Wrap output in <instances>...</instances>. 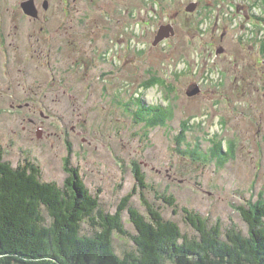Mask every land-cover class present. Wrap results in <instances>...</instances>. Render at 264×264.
Returning <instances> with one entry per match:
<instances>
[{
	"label": "rangeland",
	"instance_id": "rangeland-1",
	"mask_svg": "<svg viewBox=\"0 0 264 264\" xmlns=\"http://www.w3.org/2000/svg\"><path fill=\"white\" fill-rule=\"evenodd\" d=\"M24 1L0 0L6 29L17 25L26 31L21 51L7 43V51L15 52L0 68L3 160L12 167L33 163L42 181L62 187L68 155L111 214L135 188L136 164L150 186L145 198L184 236L198 234L182 208L209 226L219 223L223 237L231 228L246 235L238 208L264 201V1L34 0L39 26L46 22L52 32L63 30L57 33L61 71L42 66L45 58L33 53L28 34L34 25L20 19L29 18L21 11ZM190 7L193 12H187ZM62 18L67 24L61 26ZM167 25L174 35L153 46ZM66 31L72 33L74 64L61 43ZM2 42L0 32L1 60ZM54 79L63 85L56 93L46 87ZM194 89L199 93L188 97ZM138 102L163 107L166 115L171 110L172 117L164 125L137 124ZM217 148L223 152L219 158ZM162 195L174 198L175 213ZM130 205L148 218L139 194ZM123 224L135 236L127 213ZM94 233L82 226V235ZM114 249L123 256L135 246L131 238L115 235Z\"/></svg>",
	"mask_w": 264,
	"mask_h": 264
},
{
	"label": "trees",
	"instance_id": "trees-1",
	"mask_svg": "<svg viewBox=\"0 0 264 264\" xmlns=\"http://www.w3.org/2000/svg\"><path fill=\"white\" fill-rule=\"evenodd\" d=\"M171 117V110L166 115L163 107H146L142 102L133 114L137 124L147 127L164 125ZM175 140L182 145L180 136ZM217 150L219 158L223 152ZM186 153L195 161L201 159L197 151ZM63 170L66 178L59 187L42 181L35 164L12 167L0 152V264H264V201L238 208L247 225L246 235L231 228L224 237L219 223L209 226L201 216L182 208L185 221L198 234L188 238L145 198L144 190L150 186L136 164L132 168L136 186L120 200L113 214L103 211L99 197L70 166L68 155ZM137 194L148 218L130 205ZM159 198L176 212L172 196ZM124 213L135 228V236L124 227ZM84 224L95 233L82 235ZM115 235L131 238L135 250L117 255Z\"/></svg>",
	"mask_w": 264,
	"mask_h": 264
},
{
	"label": "flooded vegetation",
	"instance_id": "flooded-vegetation-1",
	"mask_svg": "<svg viewBox=\"0 0 264 264\" xmlns=\"http://www.w3.org/2000/svg\"><path fill=\"white\" fill-rule=\"evenodd\" d=\"M20 19L23 22L27 21L29 24L34 25L33 32H30L28 35L31 36L30 40H33V45H32V49H34L33 53L37 55L40 61H42V58L43 59L45 58V62L42 66H45L46 68L48 67L50 70H55V71L63 70L62 68L58 67V60L62 58L63 51L60 49H57V39H59L57 33L63 32L61 27L59 28L57 27V30L55 28V30L52 32L51 30H49V26L46 25V22H42V26L41 27L39 26V22H41L42 18H31V17L27 18L26 17V18H20ZM5 20L6 18H0V32L4 39V42H2V45H1L2 49H4L3 60L0 59V62H2V67L0 66L1 69L4 67V65L7 66V61L8 63H10L11 56H9V54H14L15 52L14 49L12 48L7 51V47H6L7 43L8 45L13 46L15 50L21 51V48L19 45H22L23 44L22 42L26 41L25 40L26 31H22L21 27L17 25H15L12 28V30L8 31L5 26ZM63 24H67V18H62L61 26ZM65 34H66L65 40L61 39V43L63 45L65 44V46L69 48V57L67 58H69L70 62L73 63V58H72L73 43H69V39L72 37V33L71 31H66ZM49 58H51V62H48ZM67 69H69L68 66L66 67L65 71ZM62 86H63L62 81H60L59 84L57 85L54 79L53 81H51L50 86H46V87L49 92L56 93L57 91L56 87L62 88ZM0 94H2L1 90H0ZM55 95L57 96V94ZM1 97L2 96L0 95V98ZM26 105L28 106V104ZM30 123L35 124V122L32 120L30 121ZM39 130L41 131L42 129H39Z\"/></svg>",
	"mask_w": 264,
	"mask_h": 264
},
{
	"label": "water",
	"instance_id": "water-1",
	"mask_svg": "<svg viewBox=\"0 0 264 264\" xmlns=\"http://www.w3.org/2000/svg\"><path fill=\"white\" fill-rule=\"evenodd\" d=\"M44 9H47V3L45 2L43 5ZM21 9L23 11V14L31 17V18H37L38 17V11L34 5L33 0H27L21 4ZM194 8L190 7L187 9V12H193ZM174 35L173 28L170 25L167 26H162L159 28L156 36H155V41L153 42V46L157 45L160 41H162L165 38H168L170 36ZM217 53H221L219 50ZM199 93V89H194L190 93H188V97L195 96Z\"/></svg>",
	"mask_w": 264,
	"mask_h": 264
}]
</instances>
